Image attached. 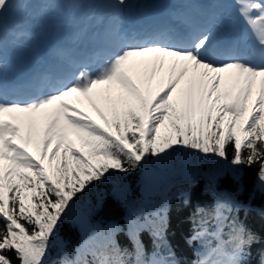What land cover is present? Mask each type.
I'll return each mask as SVG.
<instances>
[{"label":"snow or ice","instance_id":"snow-or-ice-1","mask_svg":"<svg viewBox=\"0 0 264 264\" xmlns=\"http://www.w3.org/2000/svg\"><path fill=\"white\" fill-rule=\"evenodd\" d=\"M105 2L113 9L112 19L92 46H59L53 53L56 63L18 83L9 80L16 66L6 55L4 41L6 18L16 3L0 0V264H179L170 249L167 256L154 252L146 258L139 237L143 226L134 217L126 221L131 252L115 239L121 231L118 224L102 227L82 220L73 221L83 232L77 259H51V240L77 194L113 169L131 173L196 150L233 166L238 184L239 166L258 165L257 188L264 193V0H236L258 58L236 46L217 58L215 15L198 23L188 14H176L175 23L129 33L119 22L128 0ZM87 6L96 4L89 0ZM86 31L77 33L73 43ZM13 35L15 40L32 38L26 31ZM148 66L164 76L154 92L144 94L130 73L139 77ZM186 77L187 86L180 87ZM22 88L30 94L20 95ZM113 95L121 107L112 103ZM97 101H104L106 110ZM85 102L98 119L77 107ZM205 179L211 186L221 175L205 174ZM186 182L193 183L194 177L189 175ZM211 190L222 197L215 231L203 221L194 230L188 242L201 240L203 250L192 264H252L248 249L258 238L225 215L240 205L231 193ZM116 195L127 199L120 190ZM159 219L153 235L163 240L164 219ZM225 226L226 241L221 239ZM209 236L217 241L215 247ZM259 264H264V253Z\"/></svg>","mask_w":264,"mask_h":264},{"label":"trees","instance_id":"trees-1","mask_svg":"<svg viewBox=\"0 0 264 264\" xmlns=\"http://www.w3.org/2000/svg\"><path fill=\"white\" fill-rule=\"evenodd\" d=\"M118 108V107H117ZM86 151V150H85ZM190 157L184 159L182 152L174 155L170 160L164 162L165 176L163 183L166 186V200L168 208L166 213V223L163 230V240H158L153 235V231L148 228L149 224H159L157 214L147 215L146 223L143 224L139 232L140 241L144 250L156 251L163 256H167L168 248H173L180 253L179 264H192L195 260L196 251L203 250L202 241L196 243L189 250L184 252L187 247L185 239L191 236L193 224L200 225L205 222L208 230L215 231L216 222L215 211L218 199L222 197L214 195L211 189H215L216 193H231L235 204L240 205L232 208L231 212H225L230 218L235 217L248 230L255 234L258 238L248 251L249 259L252 264H259L261 254L264 253V193L258 190L257 169L258 165L239 166V174L241 181L238 184L233 180L234 168L229 163L219 157L209 158L211 154H199L196 162L193 183L179 182L181 175L195 162V150H188ZM232 155V145L228 146L229 159ZM111 174H104V177L98 181H92L86 188L77 194L79 197L75 199V203L69 212L68 218L59 225L58 235L60 240L51 241L50 254L56 255L58 261L61 256L71 261L77 253L62 255L61 251H66L64 246L69 245L80 237L82 229L74 224L73 221L90 220L93 224L99 221L104 222L107 226L108 222H114L119 225L121 231L116 233L115 239L121 249L133 250L131 241L124 233L123 222L121 217L124 209L120 205L119 197L116 195L117 190L121 192H130L134 197L140 194V188L143 184V168H139L131 173H120L118 170H110ZM205 174H220L216 184L209 185ZM242 189V190H241ZM187 196V200H186ZM84 199V200H83ZM164 199V197H163ZM83 200V201H81ZM160 200L159 195L155 196L154 202ZM143 218V215L141 216ZM231 223V219L226 221ZM229 228L224 227L221 234L222 240H228ZM211 240L212 246L215 247L217 241L211 236L207 237ZM165 241V242H164ZM77 255V254H76ZM75 257V256H74ZM91 260L92 257L88 256Z\"/></svg>","mask_w":264,"mask_h":264},{"label":"rangeland","instance_id":"rangeland-1","mask_svg":"<svg viewBox=\"0 0 264 264\" xmlns=\"http://www.w3.org/2000/svg\"><path fill=\"white\" fill-rule=\"evenodd\" d=\"M35 1L37 3L32 4V5H26L25 0H15L16 7L14 8V10L11 13H9L8 17L6 18V21L12 20L16 24H18V26L22 27L23 31L26 29H28L29 31H35V32L40 31V33L42 31H44V34L43 33L41 34L42 39H39V38H34V39L33 38H31V39L21 38L18 41H16V44L19 46V48L16 51L17 57L15 58L14 64L19 65V63L25 61L26 65L23 67L33 66V64H31L32 57L30 54V50H32L34 47L43 46L44 45L43 39L48 38L47 36L57 35L58 34L57 31L63 30L62 28L57 29L56 20H54L53 15L42 14V9H43V6L45 3H43L42 0H35ZM96 1L97 0H94V2H96ZM57 2H58V4H62L64 7H69V6L73 5L74 3H76V4L79 3V0H57ZM29 7H30V9L33 7L34 8H33V10H29L28 13H30V14H28L27 16H24L26 9ZM45 11L50 12V9H47ZM42 17H44V19L41 22L42 29H40L38 24L40 23V20ZM24 25H25V27H23ZM33 36H35V35H33ZM27 44H29L30 47H27L26 46ZM254 47H256V45L254 44V41L252 39L249 41L248 48L251 50ZM34 49H36V48H34ZM166 70H167V65H165V72H166ZM130 75H131L133 81L138 83L141 92H145V94H147V92L149 90L154 92V90L157 89L158 84L161 81V78L164 76V72L158 71L155 74H153L151 71V66H148V67L141 70L139 77L135 73H130ZM140 80H143L145 83L139 84ZM186 81H187V77L185 78V80H183L181 82L180 87H186L187 86ZM125 95H126V93H125ZM174 96H175V93H174ZM113 97H116V96L113 95ZM102 103H103V101H97V106H99L101 108ZM81 106H83L84 109L86 107L91 108V106L88 105L87 102H85L83 105L77 104V107H81ZM161 132L163 133V127L161 128ZM76 146L78 147L79 145L77 144ZM197 154H198V151L195 150L194 156H196ZM182 155H183L184 159H186V157L187 158L190 157V155L185 156L183 154V152H182ZM196 162L197 161L193 162L194 168H196ZM151 164L157 168L158 174L160 176H162L164 164L155 163V162H152ZM190 171H191V173L189 175H192L193 172H192L191 167H190ZM105 174H107V173H105ZM148 174L152 175V173H148ZM81 178H84V177L82 176ZM105 178H106L105 181H108L107 175L105 176ZM85 188H86V186H85ZM156 189H157V185H156L155 181L152 179H149L146 182L144 189L143 190L141 189L142 196L138 200L136 198H134L130 193H126L127 199H120L119 198V201L122 204L127 205L128 208L144 207L148 203H150V194L153 193L154 191H156ZM83 200H81V201H83ZM55 240H57V241L60 240V235H58V231H56L55 236L52 238V240H51L52 243Z\"/></svg>","mask_w":264,"mask_h":264},{"label":"bare ground","instance_id":"bare-ground-1","mask_svg":"<svg viewBox=\"0 0 264 264\" xmlns=\"http://www.w3.org/2000/svg\"><path fill=\"white\" fill-rule=\"evenodd\" d=\"M239 14L236 15V17H238Z\"/></svg>","mask_w":264,"mask_h":264}]
</instances>
